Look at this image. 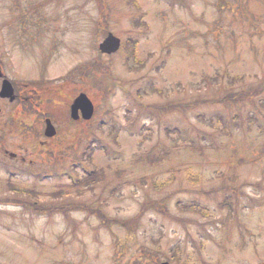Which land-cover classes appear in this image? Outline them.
<instances>
[{"label": "rangeland", "instance_id": "1", "mask_svg": "<svg viewBox=\"0 0 264 264\" xmlns=\"http://www.w3.org/2000/svg\"><path fill=\"white\" fill-rule=\"evenodd\" d=\"M109 32L133 37L136 59L125 44L102 54ZM0 60L21 88L68 77L55 104L0 105L2 151L50 177H25L5 157L0 168L21 171L17 197L35 205V185L44 207L73 206L8 205L0 170V264H264V91L209 102L264 87V0H0ZM90 63L108 94H96ZM81 92L98 102L88 123L63 102ZM50 114L59 133L48 139ZM95 169L99 181L73 187Z\"/></svg>", "mask_w": 264, "mask_h": 264}, {"label": "trees", "instance_id": "2", "mask_svg": "<svg viewBox=\"0 0 264 264\" xmlns=\"http://www.w3.org/2000/svg\"><path fill=\"white\" fill-rule=\"evenodd\" d=\"M99 1H100V0H99ZM225 5H226L227 8H233V5H232V4L229 5V4L225 3ZM222 7H223V5H222ZM233 11H235V10H233ZM104 12H105V10L103 9V12H102L103 15H104ZM124 44H125L126 47H128L129 52H130V56L128 55V60H130L131 58L136 59V53H135V50H136V41L133 39V37L128 38V40H126V41L124 42ZM96 68H98V70H97L98 72H101L99 78H100L101 82H103V81H104V80H103V70L100 69V68H99L96 64H94V63L88 65V70L91 71V72L94 71V70H96ZM234 78H238V77H234ZM102 80H103V81H102ZM99 86H100V89H99V90H100V93H101L102 95H104V94H108V93L111 92V90L113 89V86L111 85V82H109V83H107V84H105V82H103V84H100ZM263 91H264V87H257V88H254V89H252V90H249V91L236 92V93H234V94H229V95L220 96V97H218V98H216V99H213V100H211V101H209V102L217 103V104H219V103H221V104H229V103H240V102H245V101H247V99H251L254 95H255V96H256V95L258 96V95L261 94ZM181 106H183V104L173 105V107L171 106V107L169 108V111H170V110H174V109H181V108H176V107H181ZM149 107H150V108H155V109H157V110H162V111H163V109L165 108V107L162 106V105H152V106H149ZM262 152H263V151H262ZM87 158L92 159L91 154H89ZM154 159H155V156H154L152 159H150V161H151L152 163H154L155 161H157V160H154ZM151 162H149V163H151ZM100 173H101V172H100L99 169L92 170V171L88 174V177L85 178V180H80L79 182H86V181H88L87 184H89V181H92V179H94L95 176L100 175ZM134 222H135L134 219H133L132 221H130V223H134Z\"/></svg>", "mask_w": 264, "mask_h": 264}, {"label": "water", "instance_id": "3", "mask_svg": "<svg viewBox=\"0 0 264 264\" xmlns=\"http://www.w3.org/2000/svg\"><path fill=\"white\" fill-rule=\"evenodd\" d=\"M121 41L120 38L115 36L113 33H109L108 37L100 44V49L103 52H114L118 50L120 47ZM14 90L12 87V84L9 80L5 79L1 91V96L3 97H10L12 100L14 99ZM79 109L82 110L84 118L88 119L93 114V103L89 100L86 94H81L74 102L72 106V116L77 119L79 118L78 111ZM55 129L51 125V123L48 121V127L46 134L48 136H53L55 134ZM162 264H169L168 262H164Z\"/></svg>", "mask_w": 264, "mask_h": 264}, {"label": "flooded vegetation", "instance_id": "4", "mask_svg": "<svg viewBox=\"0 0 264 264\" xmlns=\"http://www.w3.org/2000/svg\"><path fill=\"white\" fill-rule=\"evenodd\" d=\"M0 70L3 71V63L2 62H0ZM3 79L4 78L0 77V90L2 87ZM12 83L14 86L16 98H15V100L11 101L9 98L0 97V105L1 106H2V103H7V105L10 107L15 106V105L17 106V104H19L22 99H24V100L31 99L32 101H35L36 98L40 97V90L39 89H35V88L26 89L25 87L23 89L17 84V82L12 81ZM1 108H0V114L2 115L4 112V108L3 107H1ZM1 133H3V132H1ZM22 160L25 161V159H23V158H22Z\"/></svg>", "mask_w": 264, "mask_h": 264}]
</instances>
